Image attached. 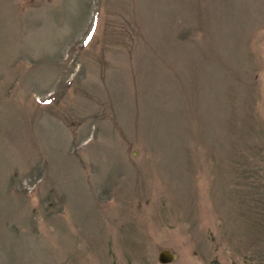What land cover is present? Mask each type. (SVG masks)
I'll return each mask as SVG.
<instances>
[{
    "label": "rangeland",
    "instance_id": "rangeland-1",
    "mask_svg": "<svg viewBox=\"0 0 264 264\" xmlns=\"http://www.w3.org/2000/svg\"><path fill=\"white\" fill-rule=\"evenodd\" d=\"M264 264V0H0V264Z\"/></svg>",
    "mask_w": 264,
    "mask_h": 264
},
{
    "label": "water",
    "instance_id": "water-1",
    "mask_svg": "<svg viewBox=\"0 0 264 264\" xmlns=\"http://www.w3.org/2000/svg\"><path fill=\"white\" fill-rule=\"evenodd\" d=\"M176 258V254L169 249H161L157 252L156 260L160 264L168 263Z\"/></svg>",
    "mask_w": 264,
    "mask_h": 264
}]
</instances>
